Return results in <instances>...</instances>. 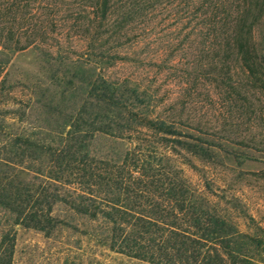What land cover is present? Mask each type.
<instances>
[{"label":"rangeland","instance_id":"1","mask_svg":"<svg viewBox=\"0 0 264 264\" xmlns=\"http://www.w3.org/2000/svg\"><path fill=\"white\" fill-rule=\"evenodd\" d=\"M84 1L62 0L53 14L57 24L30 48L0 43V150H28L15 147L16 139L55 147L60 133L70 132L65 124L92 110L81 79L101 73L129 93L139 85L150 103L149 116L168 118L182 133L168 139L199 144L208 154L193 155L135 129L122 133L135 138L133 143L118 138V131L95 134L88 141L90 156L115 162L135 147L158 148L167 158L163 165L177 169L201 206L233 234L229 247L218 243L204 250L215 257L212 264H264V18L254 28L250 71L236 55L203 53L204 41L195 35L198 21L190 23L187 14L194 6L186 0H148L150 11L139 19L136 0H117L135 13L125 29L114 17L99 39L87 33ZM10 29L0 21V42ZM96 55L104 57L97 73L87 62ZM133 103L135 116L136 103L128 104ZM43 160L47 168L48 159ZM61 192L73 195L72 187ZM51 215L60 224L46 234L13 225L15 217L0 208V248L8 232L15 237L12 264H152L112 248L111 226L101 219L64 202L56 203Z\"/></svg>","mask_w":264,"mask_h":264},{"label":"trees","instance_id":"2","mask_svg":"<svg viewBox=\"0 0 264 264\" xmlns=\"http://www.w3.org/2000/svg\"><path fill=\"white\" fill-rule=\"evenodd\" d=\"M147 1L136 0V18L150 11ZM61 2L0 0V21L11 27L8 39L0 43L19 51L37 44L57 24L53 14L58 12ZM84 2L87 33L96 39L114 17L124 26L121 29H125L135 13L133 7L121 5L117 0ZM186 2L194 6L188 8L187 14L190 23L194 19L198 21L195 35L204 41L203 53L218 50L236 55L252 71L254 28L264 18V0ZM82 5L83 2L79 6ZM82 60H78L79 65L84 63ZM87 62L95 73L103 70V55L91 57ZM221 66L228 69L226 64ZM81 82L86 84L92 110L84 109L69 120L65 126L71 127L70 132L60 133L55 147L16 139L15 147L23 145L28 150L19 147L0 150V208L15 217L13 225L50 234L60 224L51 215L53 206L58 202L68 203L92 220L105 221L111 226V247L136 259L152 264L166 261L212 264L215 257L204 250L218 243H227L229 247L233 234L226 222L201 206L177 169L163 165L166 155L158 148L147 150L140 146L115 162L97 160L89 154L88 141L98 133L113 136L116 131L134 133L140 129L196 156H206L208 150L199 144L169 140L168 137H181L182 133L168 118L149 116L145 109L150 103L139 85L135 93H129L123 89L124 84L111 82L101 73ZM132 101L136 103L135 116L132 114L135 104H128ZM117 137L132 143L135 140L123 134ZM44 158L48 159L47 168L43 165ZM66 187L73 189V195L67 198L61 192ZM14 242L10 232L2 238L0 264H12Z\"/></svg>","mask_w":264,"mask_h":264}]
</instances>
